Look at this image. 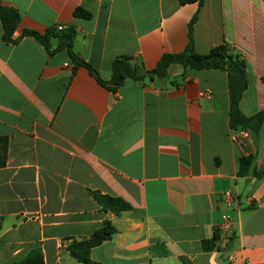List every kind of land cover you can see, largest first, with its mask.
Masks as SVG:
<instances>
[{
	"label": "crops",
	"instance_id": "crops-1",
	"mask_svg": "<svg viewBox=\"0 0 264 264\" xmlns=\"http://www.w3.org/2000/svg\"><path fill=\"white\" fill-rule=\"evenodd\" d=\"M0 4L20 14L14 41L0 21V264L32 248L44 264H83L68 244L107 219L115 232L90 250L100 264H264V122L244 148L233 141L226 72L171 62L165 76L109 83L117 56H132L143 71L190 40L197 52L226 42L245 60L239 106L253 114L264 108V0ZM77 6L91 15H76ZM53 25L75 29L73 50L102 81L66 47L49 52L23 34ZM244 155L253 161L243 173ZM92 191L131 207L104 209Z\"/></svg>",
	"mask_w": 264,
	"mask_h": 264
},
{
	"label": "trees",
	"instance_id": "trees-1",
	"mask_svg": "<svg viewBox=\"0 0 264 264\" xmlns=\"http://www.w3.org/2000/svg\"><path fill=\"white\" fill-rule=\"evenodd\" d=\"M181 2L198 1L200 4L203 0H180ZM76 15L89 17L91 13L84 8L77 6L74 10ZM197 17V12L191 16L188 28L189 36L193 23ZM20 20L19 11L12 6L0 4V21L3 28V38L14 41L12 34ZM23 34L34 36L39 40L47 51L51 52L55 49L66 47L71 58L78 64H83L91 69L102 81L97 71L84 60L75 50H73V39L75 29L68 25L64 28H58L56 25L47 27L43 32L34 29H24ZM56 39V46L51 49L52 40ZM171 62L180 63L184 68L203 69V68H219L226 72L227 85L229 91V122L231 128H246L250 133H256L264 122V108H261L250 115H245L239 106V101L243 91L249 83V75L246 69L244 58L234 52L226 42L213 45L206 52H197L191 45V40L186 49L177 52H163L154 67L140 71L138 64L132 56L123 54L115 57L111 62V77L109 83L111 86L117 87L126 77L143 78L146 75L156 74L165 76L167 74V66ZM7 140L0 137V165L4 163L6 157ZM253 157L252 155H244L240 159V172L251 170ZM260 173V172H257ZM96 199L101 203L104 209H109L115 213L131 207L129 202L120 196L92 191ZM115 232V227L110 220H105L101 226L95 229L88 237L74 239L68 244V250L72 256L83 264H100L90 256L91 247L99 244L105 239H109ZM211 240H204L205 248L211 247ZM9 264H44L43 253L40 248H32L25 256L18 260H14Z\"/></svg>",
	"mask_w": 264,
	"mask_h": 264
},
{
	"label": "built area",
	"instance_id": "built-area-1",
	"mask_svg": "<svg viewBox=\"0 0 264 264\" xmlns=\"http://www.w3.org/2000/svg\"><path fill=\"white\" fill-rule=\"evenodd\" d=\"M58 28H62L61 25H56ZM198 94L200 96H211V92L205 89L199 90ZM250 131L246 128H231L230 130V136L235 141L240 147L244 148L245 147V139L250 137ZM230 226V221H229V215L224 213L223 214V223L221 224V227L223 229H228Z\"/></svg>",
	"mask_w": 264,
	"mask_h": 264
}]
</instances>
